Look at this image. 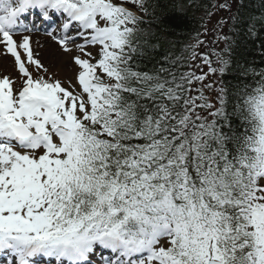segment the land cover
<instances>
[{
	"label": "snow or ice",
	"instance_id": "snow-or-ice-1",
	"mask_svg": "<svg viewBox=\"0 0 264 264\" xmlns=\"http://www.w3.org/2000/svg\"><path fill=\"white\" fill-rule=\"evenodd\" d=\"M159 7L0 0V50L18 73L0 74V264H264V69L236 54L264 10L214 4L228 19L205 33L223 47L198 54V34L190 55L141 70L159 47L143 16L163 24ZM41 28L72 54V76L36 52Z\"/></svg>",
	"mask_w": 264,
	"mask_h": 264
},
{
	"label": "trees",
	"instance_id": "trees-1",
	"mask_svg": "<svg viewBox=\"0 0 264 264\" xmlns=\"http://www.w3.org/2000/svg\"><path fill=\"white\" fill-rule=\"evenodd\" d=\"M217 0H149L150 4L158 3L157 16L163 13V24H157L151 15H144L145 23L142 28L145 30L143 39L150 44H158L155 52L141 61V70H151L154 64L164 55L171 57L184 56V49L189 40L197 38L202 31L207 17L206 11H212V5ZM245 7L241 10L247 16L256 14L259 16L262 9L261 0H243ZM235 11V9H233ZM151 12V8H149ZM228 19V18H227ZM259 28V25H258ZM226 25L224 33H228ZM239 44L236 47L237 59L247 60L253 63L257 71L264 69V32H259L256 38L237 37ZM223 47V45H222ZM167 66V65H165ZM186 70V69H185ZM233 72L225 73L222 77L225 84L237 86L238 81L234 78ZM219 77V76H218ZM251 82V81H246Z\"/></svg>",
	"mask_w": 264,
	"mask_h": 264
},
{
	"label": "rangeland",
	"instance_id": "rangeland-1",
	"mask_svg": "<svg viewBox=\"0 0 264 264\" xmlns=\"http://www.w3.org/2000/svg\"><path fill=\"white\" fill-rule=\"evenodd\" d=\"M221 2H223V0H217L216 4L221 3ZM212 12H214V15L211 18V22L208 21V17L206 19L205 26L209 29H212L213 27L216 26L217 20L220 19V17H223L225 20H227L228 18V13L225 10L216 11L215 9H212ZM225 27L226 25L223 28H216V32L223 33L225 30ZM199 39L204 41V44L196 49V52L198 54L201 52H207L209 49L217 46L219 43L214 33L212 32L205 33V28ZM76 42L79 43L80 41L77 40ZM46 45H38L34 43L33 47L35 48L37 53H40V52L42 53L46 49ZM90 50L92 49L90 48ZM41 53H40V58L42 59V61L45 63L46 66L50 68L51 72L55 73L59 78L64 80L67 77L73 75V71H69L68 67L66 66L68 63H70V57L72 54H66L62 52L61 50H57L53 48H51L50 53H48L47 55H45L44 52L42 53L43 55ZM43 58L46 62L43 60ZM191 63L197 64V65L201 64L199 59L196 61H192ZM201 70L207 71V67L201 65ZM0 74H11L13 78H15L18 75V73L15 71V67L13 64V58L11 57L10 54L0 55ZM212 79H217V76L212 77ZM205 94L211 95V93L207 91Z\"/></svg>",
	"mask_w": 264,
	"mask_h": 264
},
{
	"label": "bare ground",
	"instance_id": "bare-ground-1",
	"mask_svg": "<svg viewBox=\"0 0 264 264\" xmlns=\"http://www.w3.org/2000/svg\"><path fill=\"white\" fill-rule=\"evenodd\" d=\"M36 36H38L36 33L34 34V37H36ZM41 44H47L46 45V49L43 51L44 52V54L45 55H47L48 53H50V50H51V48H53V49H57V50H61L60 49V47L58 46V44L57 43H53L52 42V39L49 37V36H47V35H45V37L43 38V40H42V43ZM42 52V53H43ZM41 53V52H40ZM40 53H38L39 54V56H40ZM41 53V54H42ZM43 55V54H42ZM43 60H44V58H43ZM45 61V60H44ZM46 62V61H45ZM46 64H48V63H46Z\"/></svg>",
	"mask_w": 264,
	"mask_h": 264
}]
</instances>
